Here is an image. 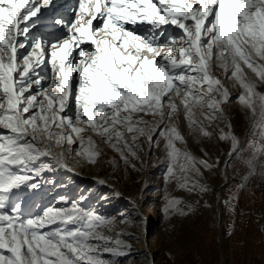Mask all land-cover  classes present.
Wrapping results in <instances>:
<instances>
[{"label":"snow or ice","instance_id":"1","mask_svg":"<svg viewBox=\"0 0 264 264\" xmlns=\"http://www.w3.org/2000/svg\"><path fill=\"white\" fill-rule=\"evenodd\" d=\"M51 4L0 0V264H115L130 254L123 239L130 234L108 235L115 222L83 209L80 201L25 218L23 202L12 200L21 186L39 187L35 178L44 170L74 171L68 160L78 162L76 157L96 163L100 149L85 131L100 136L134 170L129 156L143 164L141 152L160 149L166 186L209 192L204 174L219 168V158L212 160L203 148V156L193 154L178 119L169 120L182 115L190 132L212 137L209 128L233 100L213 66L239 85L236 102L257 117L258 139L247 149L230 122L227 131L219 129L218 139L231 142L225 166L240 158L250 175L259 164L264 176V93L244 71L246 66L264 82V0H77L73 19L55 20L67 32L55 42L33 34L38 14ZM138 23L150 28L138 34ZM164 25L181 32L165 36ZM46 59L53 71L47 88L48 78L38 70ZM56 147L60 152L53 153ZM43 156L51 162L35 167ZM164 199L166 217L193 210L171 191ZM225 204L231 207L232 199ZM121 223L135 225L126 215ZM105 253L113 259H104Z\"/></svg>","mask_w":264,"mask_h":264},{"label":"rangeland","instance_id":"2","mask_svg":"<svg viewBox=\"0 0 264 264\" xmlns=\"http://www.w3.org/2000/svg\"><path fill=\"white\" fill-rule=\"evenodd\" d=\"M53 5L54 3L49 8L42 9V15L38 14L40 20L33 29V34L47 37L55 42L66 37L67 32L62 25L55 23L56 19L61 18L62 13H50ZM76 6L77 0L65 6L64 13L69 18L64 20L74 18L73 9ZM135 28L137 33L141 34L146 33L150 25L138 23ZM162 28L165 36L176 37L181 32L171 25H164ZM84 47L89 46L84 45ZM38 70L42 76L48 78L43 82L47 88L53 77L52 66L46 59ZM212 71L228 86L233 97L232 102L224 106L225 117L218 118L209 128L213 131L212 137L204 138L199 136L198 131L190 132L182 115L174 116L169 120V124H172L178 119L180 129L187 139L188 149L193 154L198 157L203 156L201 151L203 148L212 160L219 158V168L204 174L205 182L210 186L209 192L190 194L177 189L175 184L166 186L163 179L166 164L162 162L160 149H156L154 153L141 152L140 155L144 158L143 164L129 156L130 163L136 165L134 170L130 165H125L119 153L109 144L104 143L100 136L85 131L83 133L85 139L91 135L101 155L97 157L96 163H86L82 158L76 157L75 161L78 162L69 159L68 164L74 172L86 176V179H79L75 173L72 174L73 171L69 172L63 167H56L53 171L44 170L35 178L39 187L21 186L14 190L12 200L23 202L22 215L25 218H32L42 215L50 207L67 208L71 206L72 201H80L83 209L94 210L97 214L112 219L115 222V229L120 228L119 231L129 232L130 235H125L124 238L137 244L140 243L138 237L140 227L147 220L146 238L153 250L154 264H264V176L260 174L259 164L255 174L250 175L249 166L244 160L236 157L226 167L225 162L229 159L227 153L230 151L231 142L218 139L219 129L223 128L227 131L230 122L232 133L241 141V146L247 149L252 139H258V136L253 135V124L257 117L236 102L235 97L242 91L239 85L234 86V82L225 77L222 69L213 66ZM244 71L249 79L257 83V91L264 93V82H261L246 66ZM173 99L179 103L180 98L173 97ZM196 111L199 113L201 110L196 109ZM4 131L0 129V132ZM39 146L44 147L43 144ZM72 147L76 148L77 145ZM52 152L58 153L60 148H53ZM244 155H250V150ZM260 160L264 162V157ZM49 162L51 157L43 156L34 166L39 167L40 164ZM60 171L62 177L59 176ZM92 177L109 180L123 199L120 196L121 198L114 202L109 200L101 203L104 205L102 207L97 205L96 202L106 196L99 191ZM69 183L72 185H68ZM58 186L63 188L52 194ZM168 191L184 200L186 204L191 203L193 210L186 216L166 217L163 208L164 197ZM61 197L66 198L67 203L61 201ZM229 199H232L231 207L225 204ZM206 204L210 207L205 206ZM125 215L135 221L134 226L129 225L125 228L121 223ZM140 217L144 219L141 220ZM69 227L74 226L69 225ZM107 234L112 236L113 232ZM112 259L108 258V260ZM115 264L144 263L139 256L132 255L115 258Z\"/></svg>","mask_w":264,"mask_h":264},{"label":"bare ground","instance_id":"3","mask_svg":"<svg viewBox=\"0 0 264 264\" xmlns=\"http://www.w3.org/2000/svg\"><path fill=\"white\" fill-rule=\"evenodd\" d=\"M74 0H52V4L54 3V7L52 8V10H51V12L50 13H52V14H61L62 13V15L60 16L61 18H63V19H68L69 17L64 13V9H65V6L66 5H69V3L70 2H73ZM49 8V7H48ZM50 8V9H51ZM49 13V12H48ZM49 18V17H48ZM138 25V24H137ZM136 27V26H135ZM139 27V26H138ZM144 28V27H143ZM85 46H87V45H85ZM75 54V53H74ZM47 157H49V156H47ZM66 169V168H65ZM67 170V169H66ZM49 171H53V170H49ZM63 171V170H62ZM68 171V170H67ZM49 173V172H48ZM60 174H59V176L60 175H63V174H61L62 172L60 171L59 172ZM73 173H75V175L79 178V179H86V176H84V175H81V173H79V172H72V174ZM60 177H62V176H60ZM60 177H57V179H60ZM92 178H94V177H92ZM98 179H101V178H94V180H95V182H96V186H97V188L99 189V191L100 192H102V193H104V196H106V197H103V199H102V197H101V200L100 201H98L99 202V204H98V202H96V204L97 205H101V203H105V202H107V201H112V202H114V200H118L119 198H121L122 196L120 195V193L117 191V188L113 185V184H111L110 183V181L109 180H107V179H103V180H105V183L104 184H99V183H97V180ZM68 185H72V183H69ZM63 187L62 186H58L57 188H55V190H54V192L52 193V194H54L55 192H56V190H60V189H62ZM117 194H119V195H117ZM121 196V197H120ZM122 199H123V197H122ZM99 200V199H98ZM121 203V202H120ZM103 205V204H102ZM102 205H101V207H102ZM115 205V204H114ZM104 206V205H103ZM99 207V206H98ZM109 207V206H108ZM114 209H115V207H114ZM145 221V220H144ZM139 223H141V222H139ZM138 226V225H137ZM148 228V221L146 220L143 224H142V226L140 227V233H139V239H140V243L139 244H137V242L135 243V242H131V241H129V240H127L126 239V237L124 238L123 237V239H125L131 246H132V249H131V252H130V254L129 255H126V256H121V257H128V256H132V255H136V256H139L140 257V259H141V262H143L144 264H154L153 263V250H151V248H150V246H149V243L147 242V238H146V234H147V232H146V229ZM118 229H120V228H118ZM118 229H115L114 231H113V237L115 238V236H116V233L117 232H119V230ZM124 231V230H123ZM128 231V230H127ZM125 232V231H124ZM131 232V231H130ZM129 233V232H128ZM132 233V232H131ZM134 233V232H133ZM136 233V232H135ZM136 237V236H135ZM137 239V238H136ZM152 245V244H151ZM121 257H117L118 259L119 258H121ZM104 259H108V258H113V257H111L109 254H107V253H105L104 254V257H103Z\"/></svg>","mask_w":264,"mask_h":264}]
</instances>
